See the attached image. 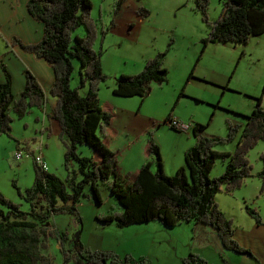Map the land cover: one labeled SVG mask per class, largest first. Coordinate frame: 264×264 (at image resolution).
Masks as SVG:
<instances>
[{
    "label": "rangeland",
    "instance_id": "obj_1",
    "mask_svg": "<svg viewBox=\"0 0 264 264\" xmlns=\"http://www.w3.org/2000/svg\"><path fill=\"white\" fill-rule=\"evenodd\" d=\"M114 1L90 0L89 10L96 29L92 48L100 51V67L105 74L97 83L99 90L97 88L96 91L100 96L111 98L113 104L105 131L111 134L115 130L119 132V138L130 139L151 124V137L167 156L173 149L174 139L181 137L175 132L191 133L190 128L183 131L168 126L163 121L168 112L189 124L200 122L204 125V134L216 136L225 134L226 120H229L237 124L235 137L213 147L232 150L244 121L243 114L250 112L254 97L260 94L264 79V31L248 35L244 42L215 40L203 43L201 37L206 34V25L200 13L192 8V0H123L116 10L113 9ZM139 5L148 10L143 16L135 12ZM219 9L220 0H208V20L215 18ZM70 33L71 36L74 33L82 35L83 26L78 25ZM7 50L5 41L0 40V54ZM156 50L164 51L165 81H150L149 91L142 98L137 94L121 96L111 92L116 75L139 71L144 60ZM70 59L69 86H76L83 94L87 84L79 85L78 60L73 56ZM190 70L192 72L187 77ZM47 95L55 98L49 91ZM260 105L264 107V93H261ZM30 109L21 117L11 112L8 133L0 132V193L18 203L21 209H28V202L21 194L31 184L34 174L33 152L28 149L33 148L39 139L38 120L33 114L40 110L36 106ZM34 136L36 139H32ZM142 137L126 153L135 155L142 146ZM44 140L48 141V145H42V152L45 151L43 158L51 168L49 170L63 178V145L55 135H48ZM117 142V146L121 147L123 139ZM25 143H28L27 148ZM18 149L22 154L15 157ZM90 150L91 147L85 143L76 144L79 154L89 155ZM112 150L117 163V153L121 149ZM261 152H264V139L256 140L246 153L251 174L245 176L239 186L226 192L217 191L214 197L219 210L231 222L232 237L240 246L248 248L251 254L222 246L214 230L213 236L208 234V230L213 229L209 224L192 220H182L172 226H164L156 219L123 226H117L113 221L104 223L96 215L117 209V201L100 182L97 183L99 202L88 183L84 184L83 194L74 202L79 220L75 217L77 214L69 211L50 216L49 222L56 235L48 237L46 252L52 256L53 264H71L70 259H63L61 249H73L76 237L84 249L111 250L119 258L126 254L143 256L147 264H180V258L189 252L199 254L210 264H260L255 248L264 241L260 235L264 231V198L258 192L259 178L255 172L261 166ZM124 158L121 154V159ZM127 159L129 166L130 156ZM224 160V157L216 156L208 174L218 175L224 168ZM70 165L75 167L74 162ZM246 207L256 210L261 218L260 224L254 222ZM203 226L207 227L204 229ZM58 232L64 235L61 242Z\"/></svg>",
    "mask_w": 264,
    "mask_h": 264
},
{
    "label": "trees",
    "instance_id": "obj_2",
    "mask_svg": "<svg viewBox=\"0 0 264 264\" xmlns=\"http://www.w3.org/2000/svg\"><path fill=\"white\" fill-rule=\"evenodd\" d=\"M122 1L115 0L113 9L116 10ZM207 1L192 0V8L200 13L206 25V34L201 37L203 43L215 40L244 42L248 35L264 31V0H220L219 13L212 20L206 15ZM90 7V0H27L28 13L42 22V35L30 43L14 36L10 39L24 51L43 58L52 68L53 79L48 91L55 96V101L49 116L58 124L57 136L63 145L61 163L65 174L60 178L33 161L32 182L24 188L23 194L20 193L28 202V209H21L18 203L0 193V264H53L52 256L46 252L48 237L56 235L49 222L50 216L60 211L76 215L74 202L83 194L85 183L89 184L99 202V182L117 201V209L96 215L104 223L113 221L117 226H123L156 219L164 226H172L182 220H192L209 224L222 246L251 254L232 237L231 222L219 210L214 197L217 191L226 192L239 186L243 178L251 174L246 153L256 140L264 139V107L260 105L264 79L250 112L243 114L244 121L232 150H217L213 145L232 140L238 130L237 124L226 120L225 134L216 136L204 134V125L194 121L189 125L193 142L183 150V163L168 174L163 169L159 146L147 129L149 158L142 161L128 179L119 172L115 152L105 141L111 113L102 107L97 97V83L105 74L100 67V51L92 48L96 29ZM147 11L141 5L135 10L142 16ZM78 25L83 26L84 33L71 36L70 32ZM163 54L164 51L156 50L144 60L139 71L116 75L111 92L121 96H145L150 81L160 83L166 80ZM71 56L78 60L79 85L87 84L83 94L68 83ZM0 66L5 75L0 81V132L8 133L11 112L21 117L30 107H41L44 92L34 74L23 68V86L16 95L13 94L10 74L1 61ZM169 113L163 121L169 119ZM77 143L90 146L91 153L79 154ZM218 155L225 158L224 168L218 175L210 176L208 172ZM259 158L261 166L255 174L259 178L258 192L264 198V152ZM71 162L75 167L70 165ZM246 208L254 222L260 224L261 218L256 210ZM75 217L79 220L78 214ZM62 235L63 232L57 233L59 241L64 237ZM74 241L73 249H61L63 259H70L71 264H147L143 256L126 254L119 258L111 250L84 249L77 238L74 237ZM180 264L210 263L199 254L189 252L180 258Z\"/></svg>",
    "mask_w": 264,
    "mask_h": 264
},
{
    "label": "crops",
    "instance_id": "obj_3",
    "mask_svg": "<svg viewBox=\"0 0 264 264\" xmlns=\"http://www.w3.org/2000/svg\"><path fill=\"white\" fill-rule=\"evenodd\" d=\"M26 1L27 0H0V40H4L5 44L8 46V50L5 53L0 54V61L4 64L6 70L10 74V89L13 94L16 93L22 88L24 83V77L22 74V69L27 68L30 70L34 76L37 78L40 86L44 92V101L41 107H38L40 111L38 113H34V119L38 120V140L35 142L33 148L39 145V149L44 157L45 151L42 152V145H48V141L44 140V138L48 135L57 136L58 133V124L56 120L49 116L50 109L54 104L55 98L45 96L48 91L49 85L53 79V71L51 66L41 57L35 56L30 51H24L17 43H11L10 39L14 36L17 37L20 41L24 43H30L37 41L42 35V22L33 18L26 9ZM170 47V46H169ZM157 49V48H156ZM4 72L2 67L0 66V81L4 80ZM16 78V80H14ZM114 82L111 87H113ZM99 90V87H98ZM97 90L98 101L102 105L103 108L108 110H113V104L111 98L108 96H100ZM101 97V98H100ZM31 108V107H30ZM28 112H30V109ZM170 117L177 116L168 114ZM25 123V122H24ZM26 124V123H25ZM151 126V124H150ZM150 126H144L143 131H139L135 134L134 137L130 139L119 138L118 133L115 130L110 133L105 131V141L107 146L110 149H121L120 152L117 153V168L120 173L125 175L128 179L131 178L138 166L142 161L149 158V153L147 151V140H146V130L150 129ZM36 128L34 127V130ZM175 132V131H174ZM181 132V131H180ZM175 132L177 135L179 134L181 137L178 139L177 137L173 141V149L166 156L164 149L160 148V154L162 155L163 161V169L166 173H172L176 167L183 163V150L187 148L193 142V136L186 133ZM142 137V146L135 155L126 153V150L129 149L139 137ZM32 139H36L35 136ZM119 139H123L121 143V147H118L117 141ZM111 143H114L112 145ZM28 143L24 144V147L27 148ZM58 144V143H57ZM60 149H62L61 145H58ZM32 148V149H33ZM57 149V147L55 146ZM30 149V148H29ZM117 152V151H116ZM121 154L124 159H121ZM130 156L129 166H127V158ZM182 159V160H181ZM45 160V159H44ZM46 163V160H45ZM128 167V168H127ZM127 168V170H126ZM46 169H51L46 163ZM50 171V170H49ZM108 210L100 212L101 214L107 213ZM100 214V215H101ZM207 226H203L205 229ZM209 228V227H208ZM212 228V227H211ZM214 229L208 230V234L212 235ZM260 235L264 239V231L260 233ZM213 236V235H212ZM210 238H212L210 236ZM209 238V240H211ZM214 239V238H212ZM215 241V240H214ZM219 242V241H218ZM246 244V241H242ZM217 250V248H216ZM255 251H258L261 263L264 264V241H261L257 244Z\"/></svg>",
    "mask_w": 264,
    "mask_h": 264
},
{
    "label": "built area",
    "instance_id": "obj_4",
    "mask_svg": "<svg viewBox=\"0 0 264 264\" xmlns=\"http://www.w3.org/2000/svg\"><path fill=\"white\" fill-rule=\"evenodd\" d=\"M167 124L171 125L173 128L177 130H183L185 131L186 129L189 128V123L183 122L175 117H169L168 120H166ZM30 152H33V161L42 169H46V163L44 161V158L42 156V153L39 149V145H37L35 148H30L28 149ZM21 151L18 149L15 151V157H20L21 156Z\"/></svg>",
    "mask_w": 264,
    "mask_h": 264
},
{
    "label": "water",
    "instance_id": "obj_5",
    "mask_svg": "<svg viewBox=\"0 0 264 264\" xmlns=\"http://www.w3.org/2000/svg\"><path fill=\"white\" fill-rule=\"evenodd\" d=\"M76 238V237H75Z\"/></svg>",
    "mask_w": 264,
    "mask_h": 264
}]
</instances>
